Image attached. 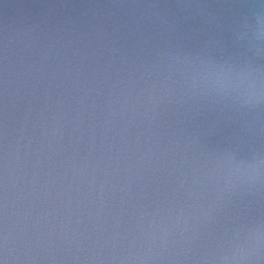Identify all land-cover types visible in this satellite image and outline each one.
<instances>
[{
  "label": "water",
  "instance_id": "1",
  "mask_svg": "<svg viewBox=\"0 0 264 264\" xmlns=\"http://www.w3.org/2000/svg\"><path fill=\"white\" fill-rule=\"evenodd\" d=\"M262 162L264 0H0V264H264Z\"/></svg>",
  "mask_w": 264,
  "mask_h": 264
},
{
  "label": "clouds",
  "instance_id": "2",
  "mask_svg": "<svg viewBox=\"0 0 264 264\" xmlns=\"http://www.w3.org/2000/svg\"><path fill=\"white\" fill-rule=\"evenodd\" d=\"M262 163H264V162H262ZM258 174H259V168L257 166V167L253 168V178H256L258 176ZM262 241H264V237H258L257 238V242L258 243H260ZM244 258L245 257H234V259H237V260H241V259H244Z\"/></svg>",
  "mask_w": 264,
  "mask_h": 264
}]
</instances>
